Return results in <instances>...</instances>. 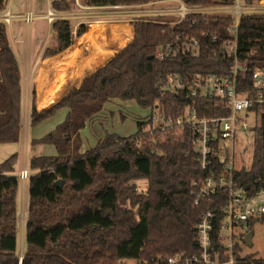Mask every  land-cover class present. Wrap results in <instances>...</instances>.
Listing matches in <instances>:
<instances>
[{"label": "trees", "instance_id": "1", "mask_svg": "<svg viewBox=\"0 0 264 264\" xmlns=\"http://www.w3.org/2000/svg\"><path fill=\"white\" fill-rule=\"evenodd\" d=\"M79 1L84 5H115L153 0ZM182 1L189 5L230 2ZM71 4V0L50 2L56 10H66ZM159 19L161 15L138 17L130 24L114 23L106 35L83 33L81 24L77 34H83L72 38L66 20L52 22L56 44L46 48L43 56L65 49L40 61L34 72L36 99L32 90L29 124L36 125L58 109L67 111L52 130L30 139L32 145H53L56 154L32 155L28 161V167L38 171L28 177L21 264H116L122 258L193 254L199 251L193 224L207 208L216 209L215 232L219 230L220 208L226 202L227 191L217 190L193 204L196 189L192 181L209 173L195 161L187 130L178 132L168 127L162 139L153 141L143 130L150 121H138L134 133L105 132L94 146L81 150L80 130L109 99L132 100L143 108L157 107L173 118L188 104L199 115L228 114L217 98L190 99L184 93H160L156 81L170 71L186 76L219 72L229 59L213 56L205 48L195 57L159 59L156 49L176 35L196 37L202 43L212 36L222 39L227 36L232 17L187 14L172 25ZM237 44L241 61L250 67L264 63V14L239 15ZM81 78L78 86L69 88ZM20 130V70L5 24L0 21V143L17 142ZM136 137L139 145L135 144ZM15 160L16 154L12 153L0 162V264H18L19 259L15 202L18 177L6 173L13 170ZM141 178L147 180L145 192H138L132 183ZM232 178L237 185L247 186L248 193L264 187V114L262 142L253 150L250 167L233 172ZM127 201L129 206L125 205ZM257 221H264V214L250 219L249 229ZM238 250L237 245L235 253ZM241 264H264V260L245 253Z\"/></svg>", "mask_w": 264, "mask_h": 264}, {"label": "built area", "instance_id": "2", "mask_svg": "<svg viewBox=\"0 0 264 264\" xmlns=\"http://www.w3.org/2000/svg\"><path fill=\"white\" fill-rule=\"evenodd\" d=\"M153 0L145 3H165ZM175 1V8L162 10L158 14H174L172 20L159 19L161 23L170 25L181 21L187 14L210 16L229 14L232 22L227 26V36L219 39L212 36L207 42H200L196 37L176 35L171 41L160 44L156 49V57L163 59L169 56H198L202 48L208 49L213 56L229 59V63L219 72H195L189 76L179 71H170L156 81L160 93H184L190 99L217 98L221 107L228 110L227 115H199L192 104L184 106L177 117H167L157 107L151 109L146 120L150 121L144 131H148L153 141L162 139L166 128L174 127L179 131L185 129L192 139L194 158L199 168L209 174L193 180L191 185L196 189L193 204L208 197L217 190L226 189V202L220 208L222 217L220 227L215 232L216 209L207 208L193 224L195 239L199 251L186 255L181 252L156 254L151 258L140 260L118 259L116 264H241L245 254L241 246L247 231L248 221L258 219L264 214V187L248 193L232 178L233 172L248 169L247 155L262 142V119L264 114V63L250 67L241 61L237 54V26L241 13L264 14V0H230L224 4L189 5L182 0ZM73 5L85 7L79 0H71ZM137 5V4H134ZM90 6V5H87ZM106 6V5H92ZM54 11L49 7L47 15L53 19ZM63 14V12H60ZM157 14V15H158ZM45 16V15H44ZM15 17L9 9L0 14V21L9 24ZM22 18L31 22L33 13L27 10ZM80 23H75L70 34L77 33ZM247 114L243 118L241 114ZM244 115V114H243ZM241 125L242 127H240ZM135 144L140 139L135 138ZM242 147L241 158L238 159V148ZM237 159L238 164L235 163ZM216 165V166H215ZM220 169L217 170L216 167ZM18 179L26 181L29 172L21 168ZM137 189V187H136ZM218 242L217 246L214 242ZM240 247L235 253L236 246ZM238 255V257L236 256Z\"/></svg>", "mask_w": 264, "mask_h": 264}, {"label": "rangeland", "instance_id": "3", "mask_svg": "<svg viewBox=\"0 0 264 264\" xmlns=\"http://www.w3.org/2000/svg\"><path fill=\"white\" fill-rule=\"evenodd\" d=\"M50 1L51 0H0V14L7 8L10 9L11 13L16 14L15 17L10 20V23L6 26V28L10 31V33L18 34L19 38H21L19 45L23 49V52L20 54L23 74V108L21 112L22 128L20 138L14 143L16 147L14 153L16 154V158H18V164L22 162L23 156H25L27 160L31 155L56 154V150L53 145L43 143L31 145L30 139L32 137H41L52 130L57 123L61 122L66 113L64 108L58 109L53 115L47 117L34 126H31L28 122L27 126L25 124L30 110V93L35 89L33 82V72L36 67L35 62L39 59L40 53L44 47L56 44L55 31H53L51 27L54 20H66L68 29L71 30L76 22L80 23L79 25H84V31L88 28L87 32L89 33L106 35L109 33V29L114 23L123 22L130 24V21L135 18L153 17L162 10H171L172 8H175V1L172 0L165 3L137 5H85V7H80L71 4V6H69L66 10H56L51 8ZM49 7L55 12L53 19L51 20L46 17L47 9ZM27 10H30L33 13V19L30 23L26 22L24 18H22V15H24ZM60 12H63V14ZM35 13L42 14V17L36 16ZM161 16L165 20H172L175 18L174 14H162ZM91 23L94 24L89 27V24ZM28 24H30L29 27ZM71 35L73 37L72 33ZM28 41L32 43L30 45L31 49L33 47L32 51L28 48ZM150 111L151 108L140 107L132 100H121L118 98L109 100L102 106L100 114L98 113L92 116L88 120V124L86 123L80 130V139L82 144L81 150L84 151L94 146L96 142L103 138L105 132L115 133L117 135H129L134 133L136 131V123L147 119ZM241 153L242 147H239L237 154L238 159L241 158ZM250 160L251 154L248 153L247 163H249ZM235 163L238 164L237 159L235 160ZM140 184L137 183L138 186H141ZM137 185L136 187L138 192L146 191V188L143 190L138 188ZM125 205L129 206L128 201ZM18 207H20V200ZM136 207L137 206L133 207L135 211ZM249 232L251 233V244L248 245L243 243L241 246V252L243 254L251 253L253 258L264 260V221L255 222L251 229L247 231V233Z\"/></svg>", "mask_w": 264, "mask_h": 264}, {"label": "crops", "instance_id": "4", "mask_svg": "<svg viewBox=\"0 0 264 264\" xmlns=\"http://www.w3.org/2000/svg\"><path fill=\"white\" fill-rule=\"evenodd\" d=\"M159 1H163V0H159ZM164 1H166V0H164ZM7 9H9V8H7ZM35 14H36V16L42 17V14H40V13L39 14L38 13H35ZM4 24H5V30H6V35H7V39H8L9 45H10L11 49L13 50V52L15 54V57L17 59L18 65H19V70H20V84H21V112H22V108H23V84H22V76H23V74H22V65H21V61H20V54L23 52V49L19 45V43L21 41V38H19L18 34L10 33V31L6 28V26H8V24L7 23H4ZM93 24L94 23L89 24V27L93 26ZM29 26H30V24H28V27ZM46 28H47V26H46ZM73 28H74V26H73ZM73 28H72V30H73ZM92 28H94V27H92ZM87 29L88 28H86V30L83 31V33L86 32ZM83 33H81V34H83ZM42 35H43V33H42ZM80 35H78L77 33H75V34H73V37H79ZM71 38H72V35H71ZM28 42H29V45H28L29 47L28 48H29L30 51H32L33 47H32V49L30 48V45L32 43L30 41H28ZM54 46H55V44L43 48L42 52L40 53L39 59L35 62V65H36L35 70H36V68H37V66H38V64H39L40 61H42L45 58L54 56L58 52L63 51L65 49L64 48L63 50H60V51L56 52L55 54H52V55H49V56H43V51L46 48H51V47H54ZM34 49H35V45H34ZM35 70H34V72H35ZM34 72H33V76H34ZM90 73H88V74H90ZM88 74H86V75H88ZM86 75H84V76H86ZM84 76H82V78ZM82 78L79 80V82H77V83L69 86V88L72 87V86H78L81 83ZM67 90L65 91V93L67 92ZM34 93H35V89H34ZM35 99H36V93H35ZM109 100H112V99H109ZM109 100H107L105 103H107ZM29 103H30V100H29ZM35 107H36V101H35ZM36 109H38V108L36 107ZM38 110H40V109H38ZM64 111H67L66 108H64ZM101 111H102V109L98 113L100 114ZM29 112H30V110H29ZM98 113H96V114H98ZM21 120H22V118H21ZM27 122L29 123V114H28L27 119H26V122H25L26 126H27ZM86 123L88 124V121ZM21 128H22V124H21ZM20 133H21V130H20ZM19 138H20V135H19ZM14 143L15 142H3V143H0V162L3 161L6 157H8L10 154L14 153V151L16 150V147H15ZM31 156H29L27 160H26V157L23 156L22 157V162L20 164H18V158H16V160H15V162L13 164V170L10 171V172H6V173L7 174H10V175H14V176L17 177L18 176V172L20 171L21 168H26L28 170V172H29V176L31 174L37 172L38 170H32V169H30L28 167V161H29V158ZM133 182H134L135 185H137V183L140 184L142 182L140 184L141 186H138L137 185L138 188H140V189H143L144 190V188L147 187V180L145 178L136 179V180H133ZM144 185H145V187H144ZM19 200H20V207H18ZM15 202H16V220H17V245H16V253L18 254V257H20V256L22 257V253L24 251V226H25V221H26V217H27V206H28V179L26 181H24V182L23 181H20L18 179V188H17ZM18 212H19V217H18ZM18 245H19V249H18ZM17 249H18V251H17Z\"/></svg>", "mask_w": 264, "mask_h": 264}, {"label": "water", "instance_id": "5", "mask_svg": "<svg viewBox=\"0 0 264 264\" xmlns=\"http://www.w3.org/2000/svg\"><path fill=\"white\" fill-rule=\"evenodd\" d=\"M149 57H152V55H149ZM58 184L59 185L61 184V180H59V183ZM244 189H247V186H245ZM244 242L246 244H248V245L251 244V233L250 232L245 235ZM21 258L22 257L20 256L19 259H18V264H21Z\"/></svg>", "mask_w": 264, "mask_h": 264}, {"label": "bare ground", "instance_id": "6", "mask_svg": "<svg viewBox=\"0 0 264 264\" xmlns=\"http://www.w3.org/2000/svg\"><path fill=\"white\" fill-rule=\"evenodd\" d=\"M243 114H244V115H243ZM243 114H241V115L243 116V118L248 117L247 114H245V113H243ZM239 126L242 127L241 125H239Z\"/></svg>", "mask_w": 264, "mask_h": 264}]
</instances>
